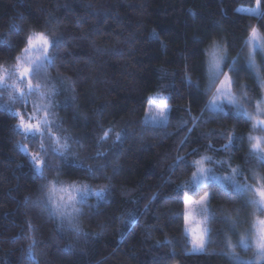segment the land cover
<instances>
[{
	"label": "trees",
	"instance_id": "obj_1",
	"mask_svg": "<svg viewBox=\"0 0 264 264\" xmlns=\"http://www.w3.org/2000/svg\"><path fill=\"white\" fill-rule=\"evenodd\" d=\"M240 5L253 6L255 0H0V38L7 34V42L16 45L11 52L0 51V66L16 63L14 57L20 55L29 30L63 36L66 42L56 67L48 73L57 87H63L57 98L61 105L72 104L71 97H77L74 107L57 109L65 121L63 128L85 141L83 147L74 148L86 164L107 162V177L113 176V167L120 169L111 181L112 195L96 209L85 208L86 215L80 217L83 232L99 235L77 236L31 203L43 181L34 175L18 144L23 141L31 152L37 147L14 131L18 120L0 108V264H234L222 234L213 236L204 254H185L192 245L184 237L183 217L177 215L183 209L177 186L188 184L195 168L174 166L177 156L189 161L202 155L229 158L222 150L207 148L212 144L221 149L226 141L204 139L203 133L234 129L247 134L251 130L243 118L237 123L231 115L213 117L205 109L212 97L205 95L210 81L205 75L204 50L216 42L234 58L243 48L245 30L260 25L258 19L235 11ZM12 24L25 31L18 37ZM60 77L72 81L75 92L67 90V82L61 86ZM240 83L255 88L244 71ZM157 94L172 96L167 101L173 109L167 127L143 123L150 108L148 97ZM254 95H261V90L256 88ZM16 109L22 111L18 104ZM201 115L207 123L193 128L191 117ZM181 121L189 123L181 129ZM108 128L125 130L123 140L113 145L114 137H110L98 145L96 137ZM186 136L191 139L185 146L180 142ZM237 147L233 166L248 167L242 159L248 153L247 141ZM97 151L108 155L92 159ZM216 171L226 174L222 168ZM60 179L80 180L93 187L109 183L101 176L89 177L71 162ZM204 188L213 190L211 185ZM153 194L157 199L146 211L144 206ZM89 203L97 204V199ZM212 206L223 207L238 222L236 233H244L252 207L237 211L241 205L228 202L227 197L212 201ZM133 218L135 223H130ZM26 219L36 231L29 229ZM211 227L227 233L231 242L239 237L223 221ZM29 236L36 241L31 252ZM235 253L247 260L242 247H235Z\"/></svg>",
	"mask_w": 264,
	"mask_h": 264
},
{
	"label": "snow or ice",
	"instance_id": "obj_2",
	"mask_svg": "<svg viewBox=\"0 0 264 264\" xmlns=\"http://www.w3.org/2000/svg\"><path fill=\"white\" fill-rule=\"evenodd\" d=\"M235 11L244 12L258 19L260 25H250L245 30L246 36L241 38L243 48L236 58L229 57L227 48L216 42L204 50L207 57L204 62L205 75L210 81L205 89V95L211 94L212 97L205 105V109L213 117L231 115L237 123L243 118L244 123L250 124L251 130L247 134L237 133L234 129L224 132L214 130L202 134L204 139L216 137L221 142L226 141L222 143L221 149L214 148L212 144L207 145V148L217 153L221 150L228 153V159H214L213 156L202 155L200 159L189 161L187 157H176L174 167L179 168L183 164L185 169L195 168L191 181L177 186V197L183 204L182 211L177 215L183 217L184 237L192 245L190 251L185 250L186 255L204 254L207 250L206 245L212 242L213 236L222 234L225 236L227 254L234 264H264V31H261L264 27V3L262 0H255V6L237 8ZM10 27L18 37L25 31L20 25L12 24ZM6 36L7 34L5 38H0V51L11 52L16 45L7 42ZM65 42L63 36H52L45 31H28L23 37L24 47L20 49V55L14 57L16 63L9 67L0 66V108L18 120L14 125V131L37 147L36 152H31L23 141L18 144L20 150L28 157L34 175L43 181L39 188V196L35 201H31L33 206L46 211L49 217L58 219L61 227L66 226L77 236L88 237L99 233L83 232L80 227V217L86 215L85 208L96 209L101 202L112 195L111 181L119 175L120 169L113 167V176L107 177L105 176V170L109 166L107 162L97 163L95 166L86 164L79 158L74 148L75 145L83 147L85 141L80 137L72 136L63 128L65 121L59 117L57 109L74 107L77 97L75 95L71 97L72 104L65 102L61 105L57 98L62 94L63 87H57L48 73L50 68L56 67L59 51ZM235 46L233 43L232 47ZM241 59L244 60L243 65ZM242 71L250 76L255 88L240 83ZM186 79L190 80V77ZM66 82L67 90L75 92L72 81L66 77L59 78L61 86ZM256 88L261 90V95H254ZM171 99V95L162 94L148 97L150 111L146 114L143 123L153 128L167 127L173 111L167 102ZM17 104L22 111H17ZM186 111L190 112V109ZM191 122L193 128H196L200 122L207 123V120L201 115L199 118L191 117ZM188 123L189 121H181L180 128H185ZM192 130L188 129L189 132ZM124 135L123 129L119 132L114 128L103 129L96 137L97 144L107 143L110 137H114L112 144L115 145L123 140ZM190 139L186 136L180 143L186 146ZM245 141H247L248 153L242 159L245 165L254 161V166L251 168L233 166V149L238 151L237 146H244ZM192 154H196V151L194 150ZM107 155L106 152L97 151L91 158L98 159ZM57 160L62 163H57ZM70 162L89 177L101 176L109 180V183L101 187H93L80 180L60 179L67 173ZM217 168L224 169L226 174H217ZM48 172H54L55 176L50 178ZM209 185L213 190L200 195L201 190ZM217 188L220 191H217ZM189 192L192 195H189ZM192 196H199V199L194 200ZM93 197L97 199V204L89 203ZM222 197H227L228 202L232 204H240L241 207L236 209L237 211L252 207L251 218L245 221L250 223L247 233H236L238 222L223 207L212 206V201ZM156 199V194L149 198V204L144 206L146 211ZM219 221L231 224L232 231L239 235L240 238L235 246L227 237V233L211 227ZM129 222L135 223V219ZM25 223L31 231H36L30 220L26 219ZM28 239L32 240L28 248L31 252L36 241L32 236ZM168 243L171 244L172 241L169 240ZM235 247H242L245 250L255 248L256 255L251 260H245L235 253Z\"/></svg>",
	"mask_w": 264,
	"mask_h": 264
},
{
	"label": "rangeland",
	"instance_id": "obj_3",
	"mask_svg": "<svg viewBox=\"0 0 264 264\" xmlns=\"http://www.w3.org/2000/svg\"><path fill=\"white\" fill-rule=\"evenodd\" d=\"M253 6H255V5H253ZM253 6H249V5H240L238 8H249V7H253ZM246 55V54H245ZM237 57V56H236ZM236 57H234V58H236ZM257 60H258V62H260V59H259V57H257ZM243 63H244V60L243 59H241V65H243ZM149 111H150V108H149ZM148 111V112H149ZM256 134H260V133H256ZM254 161L252 162V163H250L249 165H248V168H251V167H253L254 166ZM207 166H209V165H207ZM210 167V166H209ZM217 174H220V173H217ZM251 182V181H250ZM207 187V186H206ZM208 191V189H206V188H203L202 190H201V192H200V195H203V193L204 192H207ZM192 198L194 199V200H197V199H199V196H192ZM252 212H253V209H251V214H252ZM251 218V217H250ZM249 228H250V223H248L247 225H246V229H245V231H244V233H247L248 232V230H249ZM243 233V231L241 230L240 231V234H244ZM239 238L240 237H238L235 241H233L232 242V244L235 246L236 244H237V241L239 240ZM243 250H245V249H243ZM246 252H247V260H251V259H253L254 257H255V255H256V249L255 248H252L251 250H245ZM175 264H177V263H175Z\"/></svg>",
	"mask_w": 264,
	"mask_h": 264
}]
</instances>
